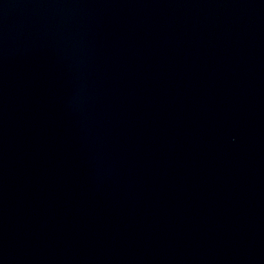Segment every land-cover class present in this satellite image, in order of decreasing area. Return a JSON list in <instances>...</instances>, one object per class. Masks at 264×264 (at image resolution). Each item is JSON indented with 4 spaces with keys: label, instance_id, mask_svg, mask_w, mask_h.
<instances>
[{
    "label": "water",
    "instance_id": "95a60500",
    "mask_svg": "<svg viewBox=\"0 0 264 264\" xmlns=\"http://www.w3.org/2000/svg\"><path fill=\"white\" fill-rule=\"evenodd\" d=\"M0 264H264V0H0Z\"/></svg>",
    "mask_w": 264,
    "mask_h": 264
}]
</instances>
